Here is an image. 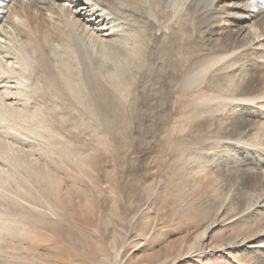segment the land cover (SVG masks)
<instances>
[{"label": "bare ground", "instance_id": "1", "mask_svg": "<svg viewBox=\"0 0 264 264\" xmlns=\"http://www.w3.org/2000/svg\"><path fill=\"white\" fill-rule=\"evenodd\" d=\"M221 23L231 47L239 41L253 56L264 53V0H0V219L13 223L6 234L34 249L48 232L60 236L67 220L64 209L83 215L90 205L80 203L88 199L98 207L127 202L126 181L114 173L115 162L122 172L127 167L122 163L129 164L131 144L115 134L116 119H128L121 110L132 91L127 87L147 90L154 74L164 72L165 58H183L181 73L171 79L175 101L180 88L203 76L200 70L207 63L190 59L195 32L212 33ZM211 52L212 65L229 54ZM35 116L36 122L42 120L33 122ZM82 119L91 120L80 131ZM245 122L237 129L251 134L248 140L264 138L259 127L264 123ZM172 130L174 135L160 138L179 156L187 142H200L206 131L186 133V127L175 125ZM124 136L130 135L126 131ZM261 151L259 167H264ZM71 170L80 171L76 188L66 184L77 180ZM51 198L64 213L53 210ZM255 206L260 202L249 210ZM223 210L222 204L217 214ZM76 217L81 226L74 233L90 251L94 245L86 231L92 219ZM5 248L10 252L0 243V256L6 258L13 251L29 252L13 244Z\"/></svg>", "mask_w": 264, "mask_h": 264}, {"label": "rangeland", "instance_id": "2", "mask_svg": "<svg viewBox=\"0 0 264 264\" xmlns=\"http://www.w3.org/2000/svg\"><path fill=\"white\" fill-rule=\"evenodd\" d=\"M224 23L212 33L204 28L195 32L190 59L201 66L207 63L200 70L203 76L180 88L175 101L171 79L181 73L183 58H165L164 72L154 74L147 90L127 87L132 91L121 110L128 119H116L115 134L131 144L129 164L122 163L127 166L122 172L115 162L114 173L117 180L126 181L129 195L120 205L113 200L98 207L94 198L80 203L90 205L83 215L92 219L86 231L92 250L74 233L81 226L76 215H83L64 209L67 220L60 236L48 232L34 249L21 237L8 236L7 227L13 223L0 219L2 247L9 252L5 247L10 244L29 248L27 255L13 251L8 258L0 256V264H264V167L258 161L263 158L259 152L261 148L264 152V138L248 140L251 134L238 130L243 120L248 125L264 123V53L253 56L239 41L231 47ZM211 49L216 57L229 54L212 65ZM36 117L33 122L39 123L42 119L36 122ZM86 120L91 119L81 120L80 131ZM200 123L203 127L196 125ZM123 124L130 136H124ZM174 125L186 127V133L206 131L200 142H187L179 156L169 141L160 138L169 132L174 135ZM259 127L264 137V127ZM79 172L69 173L77 178ZM80 183L78 178L66 182L72 188ZM50 201L54 211L64 213L58 200ZM256 202L260 206L249 210ZM222 204L224 210L217 214Z\"/></svg>", "mask_w": 264, "mask_h": 264}]
</instances>
